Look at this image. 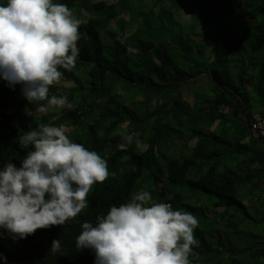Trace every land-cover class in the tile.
<instances>
[{
  "label": "trees",
  "instance_id": "trees-1",
  "mask_svg": "<svg viewBox=\"0 0 264 264\" xmlns=\"http://www.w3.org/2000/svg\"><path fill=\"white\" fill-rule=\"evenodd\" d=\"M54 2L82 21L75 66L59 69L69 87L49 90L74 108L38 117L47 101L29 104L0 79V167H19L32 150L20 138L47 124L68 128L110 175L64 225L0 237L8 264H94L93 250L76 248L81 225L141 189L197 217L190 264H264V138L250 134L253 116L264 120V0ZM203 76L188 103L182 89ZM54 239L63 255L49 252Z\"/></svg>",
  "mask_w": 264,
  "mask_h": 264
},
{
  "label": "clouds",
  "instance_id": "clouds-1",
  "mask_svg": "<svg viewBox=\"0 0 264 264\" xmlns=\"http://www.w3.org/2000/svg\"><path fill=\"white\" fill-rule=\"evenodd\" d=\"M81 23L54 0H0V79L9 88L21 85L29 104L47 101L40 112L63 108L67 97L49 98V90L62 77L59 69L75 66ZM123 140L132 144L134 137L123 134ZM30 146L19 167H0V237L14 241L76 218L88 206L93 185L110 175L107 160L70 139L62 126L29 131L19 147ZM198 224L192 212L155 202L141 189L98 215L95 224L84 222L75 244L94 251V264H190ZM49 252L63 255L60 239L52 240ZM0 260L8 264L3 254Z\"/></svg>",
  "mask_w": 264,
  "mask_h": 264
},
{
  "label": "rangeland",
  "instance_id": "rangeland-1",
  "mask_svg": "<svg viewBox=\"0 0 264 264\" xmlns=\"http://www.w3.org/2000/svg\"><path fill=\"white\" fill-rule=\"evenodd\" d=\"M54 85H58V86H62L63 88H66V87H69V85L68 84H65V83H63V82H58V83H56V84H54ZM199 86H207V78L206 77H202L201 78V81H200V83L198 84ZM194 87V86H193ZM208 87V86H207ZM193 91H194V89L192 88V87H184L183 89H182V94H183V96H184V98L186 99L185 101H187L188 103H192V94H193ZM73 104H71L70 106H65V107H63V109L61 110L63 113H67V112H71L72 110H73ZM35 114L38 116V117H42L44 114H45V112H40L39 111V108H37L36 107V111H35ZM69 129L67 128L66 129V131H68ZM253 214V210L250 212V215H252ZM260 234H264V232H259ZM222 235V234H221ZM256 235V234H255ZM224 237V236H223ZM243 245L244 244H242V243H240L238 246L239 247H243Z\"/></svg>",
  "mask_w": 264,
  "mask_h": 264
},
{
  "label": "built area",
  "instance_id": "built-area-1",
  "mask_svg": "<svg viewBox=\"0 0 264 264\" xmlns=\"http://www.w3.org/2000/svg\"><path fill=\"white\" fill-rule=\"evenodd\" d=\"M250 134L256 139L264 138V120L255 118L250 123Z\"/></svg>",
  "mask_w": 264,
  "mask_h": 264
},
{
  "label": "crops",
  "instance_id": "crops-1",
  "mask_svg": "<svg viewBox=\"0 0 264 264\" xmlns=\"http://www.w3.org/2000/svg\"><path fill=\"white\" fill-rule=\"evenodd\" d=\"M207 86H208V83H207ZM198 87H201V86L197 85V86H195L193 89L195 90V89L198 88ZM193 92H194V91H193ZM255 118H259V116L254 115V116H253V120H254ZM253 120H251V122H252Z\"/></svg>",
  "mask_w": 264,
  "mask_h": 264
}]
</instances>
